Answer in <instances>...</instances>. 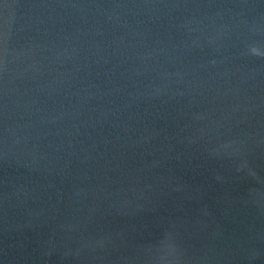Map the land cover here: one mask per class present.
Instances as JSON below:
<instances>
[{
  "label": "water",
  "instance_id": "obj_1",
  "mask_svg": "<svg viewBox=\"0 0 264 264\" xmlns=\"http://www.w3.org/2000/svg\"><path fill=\"white\" fill-rule=\"evenodd\" d=\"M0 264H264V0H0Z\"/></svg>",
  "mask_w": 264,
  "mask_h": 264
}]
</instances>
